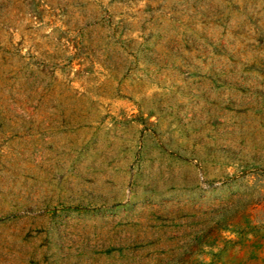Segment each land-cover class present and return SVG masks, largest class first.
<instances>
[{"label": "rangeland", "instance_id": "1", "mask_svg": "<svg viewBox=\"0 0 264 264\" xmlns=\"http://www.w3.org/2000/svg\"><path fill=\"white\" fill-rule=\"evenodd\" d=\"M0 264H264V0H0Z\"/></svg>", "mask_w": 264, "mask_h": 264}]
</instances>
